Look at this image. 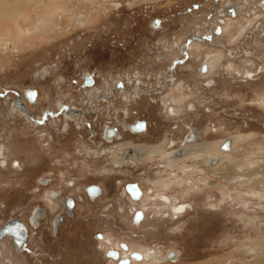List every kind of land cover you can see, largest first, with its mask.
Segmentation results:
<instances>
[{"label": "rangeland", "instance_id": "1", "mask_svg": "<svg viewBox=\"0 0 264 264\" xmlns=\"http://www.w3.org/2000/svg\"><path fill=\"white\" fill-rule=\"evenodd\" d=\"M7 1L0 0V91L9 88L7 97L0 96V145L7 148L0 157V225L20 217L29 236L18 246L0 238V264H113L105 251L121 239L147 258L131 264H264V0H24L16 11ZM230 5L237 13L228 12ZM89 74L93 86L84 82ZM117 80L129 90L138 83L148 91L132 104L145 107L152 140L161 144L134 153L146 161L126 165L131 174L123 173L126 168L106 173L112 164L102 166L101 157L82 146L78 153L82 137L72 122L66 130L41 127L10 109L14 90L27 84L40 91L31 106L35 114L63 101L74 106L99 91L120 107V98L133 95L114 90ZM158 84L159 94L151 91ZM96 104L98 110L106 106ZM94 113L105 121V112ZM80 132L86 138L89 130ZM228 139L231 149L225 150ZM175 140L182 149L177 158L168 144ZM17 158L22 167L14 169ZM47 173L51 187L77 201L57 234L50 221L63 204L51 209L37 181ZM167 173L177 176L165 192L187 202L185 212L159 209L156 195L142 201L146 217L135 224L131 204L123 202V212L104 207L123 192V181L140 179L150 191L161 188ZM92 181L105 191L96 201L84 190ZM38 206L46 217L35 227L29 221ZM96 230L103 238L95 237ZM172 251L175 258L167 260Z\"/></svg>", "mask_w": 264, "mask_h": 264}, {"label": "flooded vegetation", "instance_id": "2", "mask_svg": "<svg viewBox=\"0 0 264 264\" xmlns=\"http://www.w3.org/2000/svg\"><path fill=\"white\" fill-rule=\"evenodd\" d=\"M228 12L231 14L235 12L237 13V7H235L234 5H230ZM214 31L219 33L222 30L220 27H216ZM203 37L205 39H209L207 34H204ZM182 57L187 58V56L183 54ZM176 63H178V59L173 61L172 63L173 67L174 65H176ZM204 68H207L206 62H203L201 64V69L204 70ZM84 78H85L84 82L88 86H93L96 81L95 77L91 74L86 75ZM145 83L146 82L144 80L143 82H141V85L145 87L144 86ZM125 84L126 83L123 82L122 80H117L116 84H112L113 85L112 88L114 90L123 92L124 94L130 93L131 95H133V98H131L130 96L128 97V99L120 98L121 100L120 107L115 105V100H114L115 98L114 99L103 98L99 91L93 94L95 96L91 97L90 95L85 94L84 97L81 99V101L74 100L77 102V104L74 106L70 102L63 101L61 102V104H59L57 109L46 108L41 113L35 114L31 110V106L38 103L40 91L37 86L27 84L21 88H17L14 90L13 92L14 96L10 103V109L12 112H17L18 114L23 116V118H25L26 121L29 122L30 124L41 127H46L48 123H51L54 124V127L58 126L59 130H66L70 125V123L72 122L76 130H79V136L82 137L81 145H77L75 148L78 153L81 152V149H79V147L82 146L85 152L90 153L91 157H99V158L101 157L102 159L101 163L103 162L101 164L102 166L103 164H112V167L110 168L104 167L103 171H105L106 173L112 174L115 173V171L118 172L121 169L126 168V170H124L125 172L123 173L131 174V171L127 169L126 165L130 163L131 165L140 166L142 162L144 163L146 161L145 158L141 159V155L135 157L134 153L138 151L139 154H143L145 153V150H148L149 148L148 146H154V144H160V142H156V140H152L153 138L156 137V134L151 130V126L153 125V122L150 116L148 115L145 107L134 106L132 104L134 101L137 100V98H134V96L139 97L140 92L142 94L143 92L145 93L148 91L142 89L138 83L134 84L130 90L125 86ZM159 84L158 86L154 87L151 91L158 92L159 94L161 90L160 88H162V86H160ZM8 90L9 88L5 87L3 91H0V96L5 95L4 97H7V94L9 93ZM102 95L104 96L107 94L104 92ZM140 99H144V98H140ZM99 100L104 102L106 106L98 110L99 107L97 109L95 108L96 105H98L96 104V101ZM150 101L151 102L156 101V99L152 97L150 98ZM166 102L171 103V100L168 99L166 100ZM20 104H23L25 106V110L21 108ZM85 104L89 105L90 108H86L87 110L83 109ZM98 111L99 112L101 111L103 113L105 112V115L103 117L105 121L103 123H101L102 120L100 119V117L103 115H99L100 113L99 114L94 113ZM118 111L122 112L121 116H118V114L114 113ZM90 113H92L91 115L92 121L89 120ZM59 119H64L62 125L57 124V121ZM173 126L176 127L175 124H173ZM85 129L89 130V132L86 133L85 135L86 138H84V136L82 135L83 133L80 132L81 130H85ZM192 130L193 128L190 129L188 135L191 134ZM188 135H186V137L184 138L185 143ZM171 140L172 139H170V141ZM83 141H85L86 143L83 144ZM170 141L168 143L170 146L169 150L174 149L173 154L175 158H177V155H179V152H182V149L176 147L177 146L176 144H178L176 140H175L176 141L175 145H173L174 141L173 142ZM225 142L226 140L222 143L223 148L226 147L227 145V143L225 144ZM140 146L144 147L143 150H137V147ZM3 149H5L6 151L7 148L3 145H0V157L4 153L2 152ZM109 152L113 153V156H116L121 159V165L114 163L113 157H111L112 160L110 161V155L108 154ZM130 157L138 158L140 160H138L137 162H130L129 161ZM159 165L163 166V164L162 165L159 164ZM12 166L15 167L14 169H19L20 167H22L21 161L18 158L13 159ZM43 176L37 177V181L39 185L42 186L43 189H45L40 194L41 195L43 194L42 195L43 198L48 200L47 203L48 205H50L51 209H54L58 205V202L63 204L62 210L56 212L50 221L51 223L50 228L52 232L53 233L55 232L57 234L59 232L61 224L65 220V212L68 215H73L75 212V208L77 206V201L75 196L71 194L62 195L59 188L56 189L51 187L50 183L52 178L48 175V173L46 175L44 174ZM175 176L176 174L173 175L171 173H167L165 177L161 176L163 177L162 179L163 182H161L162 184H160L161 188L159 189L158 186L155 185L156 189L152 187V190L150 191L144 189V185L140 179L133 178V179L125 180L123 181L124 183H122L123 192H120L119 194L115 195L114 200L113 199L108 200L105 203L104 207H106L107 210H110L112 208L113 209L117 208L120 212H123L126 211L125 210L126 205L123 202H127L128 204H131V207L129 206V208L131 209L132 222L135 224L136 222L143 221L146 217L145 216L146 212L144 213L145 209L143 210L142 201L145 199V197L147 198L148 195L150 196L156 195L152 199L154 201H156L157 198L162 199L160 200L157 206L159 209H163L168 206L173 207V205H178L179 203H182L176 196H169L165 192V189H170L172 183H170L166 187L163 185V183H168L169 181L172 182L173 181L172 179L173 178L175 179ZM156 181L157 180H153V181L150 180L151 184H154V182L156 183ZM68 184L71 186H75L74 179H70L68 181ZM84 190L86 193V197L92 201L94 200L96 201L97 199L102 198L105 192L102 183L98 181H92L86 183L84 185ZM121 193L123 194V198H122L123 200H120L119 198V195H121ZM118 202L123 204V208L120 207ZM180 207L181 209L184 208L182 205ZM187 209L188 206L186 210ZM183 212H185V210ZM15 217L16 220L14 218H11L12 221L11 219H9L10 221L7 220L8 222L6 221L4 223L5 226L3 228L7 230L9 228V225H11L12 234L15 235V233L20 231V234H18L20 236L19 238H27V236H29V227L27 226L28 223L25 224L26 221H24L22 218L17 216ZM45 217H46V210L43 207L38 206L32 210L30 214L29 223H31L35 227H40L41 221ZM19 218L22 219L25 223L21 221ZM9 222L11 223L7 226V223ZM24 230L27 235V236L25 235V237L23 236L22 233L24 232ZM94 235L97 239H100L103 238L104 232L103 230H96ZM10 238L14 239V241L17 243V246L18 244L21 245L26 240L25 239L23 241H19V238L12 236ZM129 251L130 253H128ZM133 253L143 254L141 251L136 249L130 250V243L125 239L119 240L118 243L110 244L105 251L106 257L111 258L112 260H114V262H116L113 264H131L133 261L137 263V262H143V260L145 261V259H147L145 258V256L143 260H141L142 258L138 259L135 255H133ZM175 256L176 255L172 251V253L169 254V258L167 260H171V257L175 258Z\"/></svg>", "mask_w": 264, "mask_h": 264}, {"label": "bare ground", "instance_id": "3", "mask_svg": "<svg viewBox=\"0 0 264 264\" xmlns=\"http://www.w3.org/2000/svg\"><path fill=\"white\" fill-rule=\"evenodd\" d=\"M3 1V0H2ZM24 0H8L7 2H9L10 3V5H12L13 6V8L15 9L14 11H16V10H19V9H21L22 8V4L24 3L23 2ZM37 1V0H36ZM41 2V1H40ZM5 4H6V2H5ZM25 4V3H24ZM3 4H0V18H1V12L3 11ZM5 11V10H4ZM3 11V12H4ZM10 12V11H9ZM12 12V11H11ZM20 13V12H19ZM21 14V13H20ZM6 16V15H5ZM2 17H4V16H2ZM44 26V25H43ZM23 31V30H22ZM21 36V35H20ZM23 37V36H22ZM21 39V38H20ZM24 39V38H23ZM26 39V38H25ZM2 43V42H1ZM205 69V68H204ZM225 144H226V142H225ZM225 144H223V145H225ZM222 148H223V146H222ZM223 149H225V150H230L231 148H226V147H224ZM177 176V175H176ZM177 178V177H176ZM258 179V178H257ZM192 182V181H191ZM239 182V181H238ZM190 183V182H189ZM170 184V181L168 182V183H163V185L166 187V186H168ZM197 186H201V184H199V183H197L196 184ZM258 190V189H257ZM183 206L182 208H183V210L181 211V212H177V209H181V207L180 206ZM187 206H189V204L186 202H182V203H179L178 205H173V207H172V209H173V212H174V214H178V213H182L184 210L186 211V208H187ZM15 220H16V218H14ZM13 219V220H14ZM10 221V220H9ZM11 221H12V219H11ZM20 221V220H19ZM8 222V221H7ZM5 226V224H3V226H0V238H3V237H6V236H12V237H17V238H19L20 236L18 235V236H16V235H14V234H12V232L10 231V233L9 232H6V233H2L1 232V229L3 228ZM27 236V235H26ZM26 238H19V241H23V240H25ZM1 251H2V247H1V244H0V253H1ZM172 253V252H171ZM170 253V254H171ZM143 258H144V256H143ZM143 258L141 259V260H143ZM172 259H174V257H171V260ZM137 260V259H136Z\"/></svg>", "mask_w": 264, "mask_h": 264}, {"label": "water", "instance_id": "4", "mask_svg": "<svg viewBox=\"0 0 264 264\" xmlns=\"http://www.w3.org/2000/svg\"><path fill=\"white\" fill-rule=\"evenodd\" d=\"M20 106H21V108L22 109H24L25 110V106L23 105V104H20ZM226 143H227V145H226V148L228 149V148H230L229 147V143H230V141H229V139L228 140H226ZM11 222H9V223H7V226L10 224ZM6 226V227H7ZM10 231H11V225H9V228H8ZM5 230L4 228H2V233H6V232H9L10 233V231L9 230ZM23 233V236L25 237V235H26V232H25V230H24V232H22ZM18 234H20V231L19 232H17V233H15V235L17 236ZM133 255H135L138 259H141V258H143V254H137V253H133Z\"/></svg>", "mask_w": 264, "mask_h": 264}, {"label": "snow or ice", "instance_id": "5", "mask_svg": "<svg viewBox=\"0 0 264 264\" xmlns=\"http://www.w3.org/2000/svg\"><path fill=\"white\" fill-rule=\"evenodd\" d=\"M183 209H177V212H181Z\"/></svg>", "mask_w": 264, "mask_h": 264}]
</instances>
